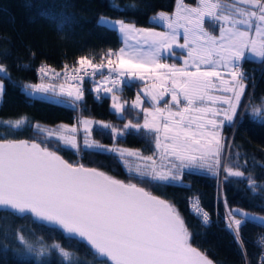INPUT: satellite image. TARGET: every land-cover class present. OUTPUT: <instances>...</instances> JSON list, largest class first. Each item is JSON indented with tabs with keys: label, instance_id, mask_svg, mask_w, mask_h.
I'll list each match as a JSON object with an SVG mask.
<instances>
[{
	"label": "snow or ice",
	"instance_id": "snow-or-ice-1",
	"mask_svg": "<svg viewBox=\"0 0 264 264\" xmlns=\"http://www.w3.org/2000/svg\"><path fill=\"white\" fill-rule=\"evenodd\" d=\"M194 5L179 0L174 16L160 12L152 17L164 23L166 32L101 17L98 23L120 33L124 43L116 51L108 50L106 63L81 57L77 67L69 70L65 65L63 75L41 66L38 71L48 81L23 84L29 97L51 94L79 110L88 76L94 80L97 99L110 94L113 112L126 118L136 110L135 120H127L122 128L88 118L56 128L33 125L26 118L0 121L7 126L0 132V210L56 226L82 243L92 257L89 264H215L194 246L193 233L173 203L131 182L137 179L141 184L171 186L183 182L185 169H206L224 182L230 178L246 181L261 200L256 207L264 211V184H258L247 167L248 154H242L223 134L225 127L235 128L249 109L264 123V96L259 105L252 103L253 97L246 91L255 89V77L242 70L243 63L253 58L264 65V0H194ZM206 21L215 32L205 27ZM53 23L62 30L68 19H53ZM176 49L183 51L182 57H177ZM165 51L181 63L164 62ZM8 54L6 48L0 52ZM19 67L28 69L27 65ZM98 73L101 78L95 80ZM5 77L10 78V73L0 63V99L5 93ZM57 79L61 82H55ZM132 81H140L143 87L130 103L122 101L117 92ZM248 81H252L251 88ZM94 125L108 130L114 139L131 132L150 138L153 154L100 144L91 138ZM25 128L34 130L35 138H12L16 130ZM85 149L113 154L135 175L125 182L95 167L71 163L59 154L64 150L79 154ZM129 158L136 161L134 167ZM251 160L256 167L254 155ZM259 166L264 168V164ZM189 199L191 210L207 225L211 218L199 197ZM224 204L225 226L243 264H251L241 230L248 223L264 226V216L232 208L226 199ZM8 235L5 232V240ZM12 238L24 246L25 253L37 258L55 251L62 264H76V253L60 243L48 245L39 237L33 242L18 229ZM253 243L260 249L256 264H264V234Z\"/></svg>",
	"mask_w": 264,
	"mask_h": 264
},
{
	"label": "trees",
	"instance_id": "trees-1",
	"mask_svg": "<svg viewBox=\"0 0 264 264\" xmlns=\"http://www.w3.org/2000/svg\"><path fill=\"white\" fill-rule=\"evenodd\" d=\"M174 3L175 0H0V52L5 48L9 50L7 56L0 55V63L5 64L10 73V78L5 77L3 80L5 93L0 99V121L26 118L33 125L51 128L60 122H73L79 115H85L122 128L127 120H135L136 110L126 118H121L113 112L110 94H101L97 99L96 93L92 90L93 80L84 82L85 96L79 110L66 102L42 95L29 97L22 86L48 81L37 77L36 65L40 62L62 66L83 55L101 57L107 50L118 48L121 44L119 33L106 24L98 23L100 15L120 17L136 24H151L153 22L150 15L160 9L171 10ZM65 4L69 6L65 8ZM113 4L120 7L114 8ZM130 5H135V8L127 7ZM60 13H64V16H60ZM53 19H68V23L62 30H58ZM19 65H27L28 69L23 70ZM242 70L255 77L256 87L254 90L246 91V95H251L252 103L259 105L261 97L264 96V65L253 58L252 61L243 63ZM248 83L251 88L252 81ZM140 84V81L125 84L120 87L117 94L121 100L130 103ZM243 103L247 101L242 100ZM6 127L0 125V132ZM223 134L239 146L238 150L242 154H248L247 167L252 170L257 183L264 184V168L259 166L264 164V123L254 117L249 109L243 113L235 128L225 127ZM12 138L33 139L34 130L30 128L16 130ZM42 138L41 134L40 139ZM91 138L110 148L115 146L132 149L145 156L153 154L151 139L135 132L114 139L108 130H101L94 125ZM60 154L71 163L80 162L85 166L95 167L125 182L129 181L130 176L135 175L130 174L123 163L118 162L111 153L85 149L79 154L74 150H64ZM253 155L258 162L256 167L252 164ZM135 163L136 161L132 160L133 167ZM131 182L138 183L146 190L173 203L193 233L194 246L215 264H243L232 235L225 226L224 199L232 208H242L264 216V211L256 207L261 200L249 190L246 181L230 178L224 182L222 177L218 180L206 169H185L183 182L171 186L141 184L137 179H132ZM191 197H199L202 207L208 211L211 219L207 225H202L191 210L189 199ZM17 229L30 241L35 242L39 237L45 244L60 243L73 250L76 253V264H89L92 259L80 241L69 238L56 226L40 222L30 215L27 217L11 215L0 210V264H62V257L55 251L42 258L25 253L24 246L12 238ZM241 231L248 258L251 264H256L255 254H258L260 249L253 241L258 235L264 234V226L248 223ZM5 232L9 234L7 240ZM4 243H8L9 246L3 247Z\"/></svg>",
	"mask_w": 264,
	"mask_h": 264
},
{
	"label": "rangeland",
	"instance_id": "rangeland-1",
	"mask_svg": "<svg viewBox=\"0 0 264 264\" xmlns=\"http://www.w3.org/2000/svg\"><path fill=\"white\" fill-rule=\"evenodd\" d=\"M178 3H179V0H175L174 6H173V8H172L171 10L160 9V10H157L156 12H154L152 15H150V20H151L153 23H151V24H136V23H135L136 26H137V27H140V28H154V29H155L156 31H158V32H166V31H168V29L165 27V25H164L163 22H159V23H158V22H156L155 20H153L152 17L156 16V15H157L158 13H160V12H164V13H167L168 15H170V16H174V9H175V7H176V5H177ZM184 3H185V4H188V5H190V6H195V5H194V1L184 0ZM101 17L108 18V19H110V20L122 19V18H120V17H115V16H111V15H107V14H102V15H100L98 19H100ZM122 20H124V19H122ZM125 21H126V22L134 23V22H132V21H128V20H125ZM205 27L208 28L209 31H214V32H215V30L211 27V25H209V24L207 23V21L205 22ZM119 36H120V38H121V44L119 45V47L117 48V50H118L120 47H123V46H124V43H123V37H122V35H121L120 33H119ZM129 43H130V44H134L135 41H134V40H130ZM180 43H183V38H182V37H181ZM176 52H177V57H182V56H183V51H182V50H180V49H176ZM163 56H164V58H165V59H164V62H166V63H169V64L176 63V64H178V65L181 63V59H179V58H177V57H170L167 51H165V52L163 53ZM39 82L41 83L42 81H39ZM59 82H61V81H58L57 83H59ZM142 87H143V84L141 83V84L139 85V90H140ZM139 90H138V91H139ZM37 94H38V95L45 96L46 98H49V99L57 100L56 98H53V97L51 96V94H47V95H45V94H40V93H37ZM135 96H136V95H135ZM135 96H134V98H133L132 100L135 99ZM132 100H131V101H132ZM122 101H123V100H122ZM83 118L92 119V120H94V121H100L99 119H96V118H94V117L85 116V115H79L78 118H77V120H78V119H83ZM77 120H75V121H73V122H64V123H63V122H60L57 126L62 125V124L73 125L74 123H76ZM57 126H53V127H51V128H56ZM128 150H132V149H128ZM253 214H255V213H253ZM255 215L262 216V215H259V214H255Z\"/></svg>",
	"mask_w": 264,
	"mask_h": 264
},
{
	"label": "built area",
	"instance_id": "built-area-1",
	"mask_svg": "<svg viewBox=\"0 0 264 264\" xmlns=\"http://www.w3.org/2000/svg\"><path fill=\"white\" fill-rule=\"evenodd\" d=\"M110 50V49H109ZM113 51H116L115 49H111ZM108 50L101 56V57H93V56H85V57H88L89 59H92L93 60V63H106L107 60H106V54H107ZM81 57L77 58L76 60L72 61L71 63H67V64H64L62 66H56L54 64H51V63H48V62H40L36 65V74H37V77L38 78H41V79H48L47 77H43L42 74L39 73L38 69L41 67V66H48L50 67L51 69H54L57 73H60L61 75H63L64 71H65V65L68 66L69 70H71L73 67H77L78 66V60L80 59ZM105 72H107V70L105 69ZM101 77H100V74L98 73L97 74V77L95 78V80H99ZM59 80V79H57ZM86 80H93V79H90L88 76H85L84 78V82ZM94 81V80H93ZM203 209L205 211H207L204 207ZM208 212V211H207Z\"/></svg>",
	"mask_w": 264,
	"mask_h": 264
},
{
	"label": "water",
	"instance_id": "water-1",
	"mask_svg": "<svg viewBox=\"0 0 264 264\" xmlns=\"http://www.w3.org/2000/svg\"><path fill=\"white\" fill-rule=\"evenodd\" d=\"M15 139H27V138H15ZM28 140H31V139H28ZM60 154V153H59ZM60 155H62V154H60ZM63 156V155H62ZM63 158L64 159H66L64 156H63ZM67 160V159H66ZM78 163H80V162H78ZM86 167H90V166H86ZM117 179V178H116ZM119 180H121V179H119ZM153 195H156V194H154V193H152ZM156 196H158V195H156ZM162 199H165V198H163V197H161ZM166 200V199H165ZM37 220V219H36ZM39 221V220H38ZM40 222H43V221H40ZM43 223H45V224H47L46 222H43ZM54 226V225H53Z\"/></svg>",
	"mask_w": 264,
	"mask_h": 264
},
{
	"label": "crops",
	"instance_id": "crops-1",
	"mask_svg": "<svg viewBox=\"0 0 264 264\" xmlns=\"http://www.w3.org/2000/svg\"><path fill=\"white\" fill-rule=\"evenodd\" d=\"M42 82H47V81H42ZM40 83V82H39Z\"/></svg>",
	"mask_w": 264,
	"mask_h": 264
}]
</instances>
